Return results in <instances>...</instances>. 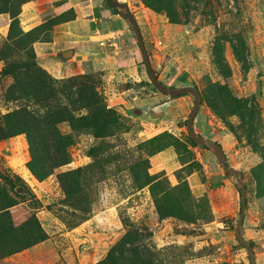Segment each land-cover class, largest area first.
Listing matches in <instances>:
<instances>
[{
	"label": "rangeland",
	"instance_id": "rangeland-1",
	"mask_svg": "<svg viewBox=\"0 0 264 264\" xmlns=\"http://www.w3.org/2000/svg\"><path fill=\"white\" fill-rule=\"evenodd\" d=\"M28 1L0 0V11ZM117 1L136 19L156 78L199 91L193 129L219 143L237 173L219 166L224 182L193 188L185 169L152 168L169 145L179 157L194 147L214 154L186 131L193 96L153 86L120 15L101 19L100 39L115 36L111 59L73 75L0 35V264H99L121 241L118 264H249L234 233L239 174L240 233L264 264V183L254 175L264 148V0Z\"/></svg>",
	"mask_w": 264,
	"mask_h": 264
},
{
	"label": "crops",
	"instance_id": "crops-1",
	"mask_svg": "<svg viewBox=\"0 0 264 264\" xmlns=\"http://www.w3.org/2000/svg\"><path fill=\"white\" fill-rule=\"evenodd\" d=\"M111 16L118 14L103 0H29L14 18L8 11L0 13V35L6 37L11 21L16 19L15 32L34 38L22 50L27 58L60 63L63 74L73 75L101 63L102 59H111L107 57V50L116 46L115 36L111 34L106 42L99 37L103 25L101 19ZM90 24H94L93 30L89 28ZM67 50L72 51L70 57L64 56ZM192 150V161L199 162L200 169L185 177L186 184L196 178L193 188L204 185L213 188L226 180L214 155H206L204 149L197 147ZM171 158L173 163L168 162ZM150 159L155 171L175 172L189 163L187 158H179L173 146L153 154Z\"/></svg>",
	"mask_w": 264,
	"mask_h": 264
},
{
	"label": "water",
	"instance_id": "water-1",
	"mask_svg": "<svg viewBox=\"0 0 264 264\" xmlns=\"http://www.w3.org/2000/svg\"><path fill=\"white\" fill-rule=\"evenodd\" d=\"M108 4L110 7H115L121 10V17L123 19H125L127 21V23L131 26V28L134 31V36L139 48V51L141 53V57L143 60V64L145 66L146 72L148 74V77L151 81V83L153 84V86L162 94L165 95H169V96H179V95H185V94H189L192 95L194 98V103H193V107L186 119L185 122V128L186 131L188 133V136L190 137V139L197 143L200 146H203L205 148L210 149L213 154L214 157L217 160V163L219 166L222 167L223 170L231 172L233 174H236L237 171L233 170L231 168L228 167V160L223 152L222 147L219 145V143L214 142L210 139H205L200 137L195 130L193 129V119L195 118V115L198 111V107L201 103V96L199 94V91L195 88V87H191V86H184L181 88H174V87H169V86H165L164 84H162L155 76L151 65H150V61L148 58V54L147 51L144 47V43L141 37V33L139 30V27L137 25L136 19L134 18V16L132 15V13L129 11L127 5L123 2H119L117 0H107ZM72 55V51L71 50H67L64 52V56L65 57H70ZM238 182H239V187H240V210H239V216L234 228V233H235V237L236 239L243 245V247L245 248L247 255H248V259H249V264H255V260H254V255H253V251L249 245V243L247 241H245L240 233V228L242 225V221H243V217H244V212L246 209V188L245 185L242 181V177L239 174L238 175Z\"/></svg>",
	"mask_w": 264,
	"mask_h": 264
},
{
	"label": "trees",
	"instance_id": "trees-1",
	"mask_svg": "<svg viewBox=\"0 0 264 264\" xmlns=\"http://www.w3.org/2000/svg\"><path fill=\"white\" fill-rule=\"evenodd\" d=\"M105 3H106L107 6H109L107 0H105ZM109 7H110V6H109ZM111 9H112V11H113L115 14H118V15L121 16V10H120V9L115 8V7H111ZM6 11H8V12L10 13V15L14 18V17L19 13L20 9H19L16 13L10 12L8 9L1 10L0 13H1V12H6ZM16 24H17L16 19H13V20L11 21V24H10L9 34H8L6 37L9 38V39L14 40V41H16V42H21V41L25 40L24 44L22 43V47H21V50H23V48L25 47V45H26L27 43H29L31 40H34V38H33V36H30V34H26V35H25V34H21L20 32H19V33H18V32H15L14 28H15ZM182 75H183V79L187 76L186 73H183ZM217 89H218L219 96H220V89H221V87H218ZM216 94H217V93H214V94H213L214 97H216ZM229 99H231V97H229ZM224 101H225V99H224ZM211 106H212V105H211ZM243 108L246 109V111H249L247 108H245V105L243 106ZM213 109L216 110L217 108L213 107ZM248 115L251 116L252 113L249 112ZM195 132H196L198 135L200 134L198 130H195ZM199 136H200V135H199ZM189 139H190V137H189ZM190 141H191L194 145H198L197 143L193 142L191 139H190ZM169 146H170V145H169ZM198 146H200V145H198ZM200 147L205 148V147H203V146H200ZM255 149L259 152V154H260L261 157H262V163H260L259 165H257V169L254 170L255 179H256V181L258 182V184L261 185V183H264V148L262 147V149L259 150V148L256 147ZM176 150H177V149H176ZM177 153H178V151H177ZM179 158H186V157H179ZM187 160L189 161V163L187 164V166H185V167L179 169L178 172H179L180 170L185 169V170H187V171H186V172H187L186 175L188 176V175L191 174L193 171H197V170H199V169H200V165H199V163H197V164H198V168H197L196 170H193V169H191V168L188 169V167H190V165L193 164L194 161H192V158H191V157L187 158ZM225 173L228 175L230 172L225 171ZM185 184H186V183H185ZM219 185H220V184L217 183L215 186H219ZM245 188H246V187H245ZM122 247H125V242H124V241H121V242L115 244V245L113 246V248L111 249V252H110L109 255L107 256V258H105V260L102 261V262H100L99 264H118L117 262H119V261H118V259H117L116 257H117V256H122V251H121V250H122Z\"/></svg>",
	"mask_w": 264,
	"mask_h": 264
},
{
	"label": "built area",
	"instance_id": "built-area-1",
	"mask_svg": "<svg viewBox=\"0 0 264 264\" xmlns=\"http://www.w3.org/2000/svg\"><path fill=\"white\" fill-rule=\"evenodd\" d=\"M99 44H100V45H103V42H100Z\"/></svg>",
	"mask_w": 264,
	"mask_h": 264
}]
</instances>
